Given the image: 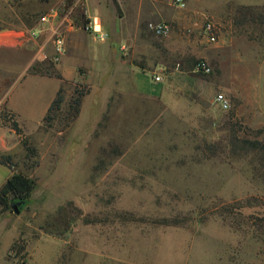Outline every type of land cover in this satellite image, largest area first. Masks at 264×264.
<instances>
[{
	"label": "rangeland",
	"instance_id": "1",
	"mask_svg": "<svg viewBox=\"0 0 264 264\" xmlns=\"http://www.w3.org/2000/svg\"><path fill=\"white\" fill-rule=\"evenodd\" d=\"M84 1L0 0V187L37 184L0 212V264H264V180L230 145L264 139V23L236 22L264 0ZM57 28L80 48L54 60Z\"/></svg>",
	"mask_w": 264,
	"mask_h": 264
},
{
	"label": "trees",
	"instance_id": "2",
	"mask_svg": "<svg viewBox=\"0 0 264 264\" xmlns=\"http://www.w3.org/2000/svg\"><path fill=\"white\" fill-rule=\"evenodd\" d=\"M112 1L118 8L119 5L117 0ZM237 13L239 14V18L236 20L237 23L246 21L247 19H252V21L259 24L264 23V6L262 8L249 5L239 6ZM29 72H35L34 66L29 68ZM49 74H51L49 76L60 77L56 72H50ZM60 90L61 89L58 90L56 97L51 101L47 111H49L52 106H60L63 100ZM82 96V92L76 91L72 96L69 106L74 112L78 111ZM14 124L16 125V122H14ZM230 145L233 156H241L248 153L253 155V160L256 162L253 166V170L264 180V139L248 137L239 139L234 134L230 140ZM25 147L29 150L26 143ZM31 151H33V148H31ZM36 185L35 179L21 172L12 173L0 187V212L9 209L13 205L19 209L27 206L31 201V195Z\"/></svg>",
	"mask_w": 264,
	"mask_h": 264
},
{
	"label": "built area",
	"instance_id": "3",
	"mask_svg": "<svg viewBox=\"0 0 264 264\" xmlns=\"http://www.w3.org/2000/svg\"><path fill=\"white\" fill-rule=\"evenodd\" d=\"M172 3L177 6V7H184L186 4V0H172ZM41 23H45L49 20V15H42L40 17ZM96 24L97 22H94L93 25H89V24H85L84 25V29L87 31H92L93 33L97 34V36L100 39H104L105 38V34L103 32H101L100 27L97 29L96 28ZM69 27L72 28L74 25L73 23L69 22ZM99 25V24H98ZM151 29L153 31H155L156 33H166L169 29H170V25L169 23H167L166 21H159L156 23H151ZM40 32V28H34L31 31V34L33 36H38ZM204 33L208 39V41H215L216 40V33H215V25L208 21L205 23L204 25ZM54 37H53V59L54 60H58L65 52V32L64 30H60V29H55L54 32ZM196 68L197 69H201L203 71H209V67L204 63V62H197L196 63ZM160 74L159 72H156L153 75V80L154 81H158L160 80ZM219 105L221 106V108L226 109L229 106V102L228 99L226 97H224L223 94H218L216 97Z\"/></svg>",
	"mask_w": 264,
	"mask_h": 264
},
{
	"label": "crops",
	"instance_id": "4",
	"mask_svg": "<svg viewBox=\"0 0 264 264\" xmlns=\"http://www.w3.org/2000/svg\"><path fill=\"white\" fill-rule=\"evenodd\" d=\"M117 2H118V0H117ZM83 4H85L84 12L87 15H91L92 13H95L97 11V9L91 7V5L89 4V1L85 0L83 2ZM94 4L97 5V3H95V1H94ZM78 37H79V33L77 31L71 32L69 34V37H68V39H66V42H65V47L68 45V48L70 49L69 51H72V52L73 51H77V49L80 48V44H79L80 42H78ZM0 39H5V38H0ZM67 55H68V57H65V58H74V56H71L69 53ZM35 58L37 59V58H40V57H38V55H36ZM65 60H64V62H65ZM64 62L59 64V69L60 70H61V66H63ZM29 64H30V62H28L27 66H29ZM41 77H43V76H41ZM8 107L11 108L12 110H15L9 105V103H8Z\"/></svg>",
	"mask_w": 264,
	"mask_h": 264
},
{
	"label": "water",
	"instance_id": "5",
	"mask_svg": "<svg viewBox=\"0 0 264 264\" xmlns=\"http://www.w3.org/2000/svg\"><path fill=\"white\" fill-rule=\"evenodd\" d=\"M15 213H19L21 210L17 208L15 205L12 206Z\"/></svg>",
	"mask_w": 264,
	"mask_h": 264
},
{
	"label": "bare ground",
	"instance_id": "6",
	"mask_svg": "<svg viewBox=\"0 0 264 264\" xmlns=\"http://www.w3.org/2000/svg\"><path fill=\"white\" fill-rule=\"evenodd\" d=\"M97 27L99 28V26H97V25H96V28H97ZM2 42H4L5 44H7V43H8V42H6V41H2Z\"/></svg>",
	"mask_w": 264,
	"mask_h": 264
}]
</instances>
